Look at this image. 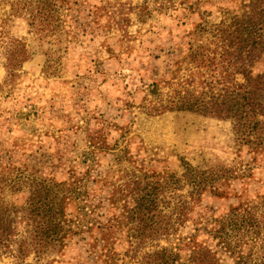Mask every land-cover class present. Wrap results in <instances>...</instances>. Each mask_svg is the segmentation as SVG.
<instances>
[{
	"label": "rangeland",
	"instance_id": "obj_1",
	"mask_svg": "<svg viewBox=\"0 0 264 264\" xmlns=\"http://www.w3.org/2000/svg\"><path fill=\"white\" fill-rule=\"evenodd\" d=\"M56 1V26L37 33L28 9L19 13L12 5L35 0H0V205L19 209L39 180L73 183L61 188L71 189L65 219L73 234L59 252L30 254L25 263L138 264L160 247L176 253L179 239L190 237L219 264H234L219 244L220 231L234 257H264V151L249 152L227 119L147 110L173 96L189 73L188 43L204 44L214 25L241 12L242 0ZM198 27L205 28L200 37L192 33ZM6 37L19 39L27 53L11 79L4 68ZM253 70L264 71V53ZM152 83L157 91L150 95ZM186 166L226 178L210 182L195 203ZM133 179L161 183L158 207L172 227L136 244L119 224L113 250L102 251L99 227L122 203L115 208L107 196L112 186L130 191L125 183ZM181 199L190 207L178 225L173 211ZM234 214L242 220L239 229L230 222ZM246 216L257 235L243 225ZM185 254L181 250L180 259ZM11 262L0 257V264Z\"/></svg>",
	"mask_w": 264,
	"mask_h": 264
},
{
	"label": "trees",
	"instance_id": "obj_2",
	"mask_svg": "<svg viewBox=\"0 0 264 264\" xmlns=\"http://www.w3.org/2000/svg\"><path fill=\"white\" fill-rule=\"evenodd\" d=\"M12 5L19 13L28 9L26 19L37 33L47 30L51 25L53 28L56 26L52 22H55L60 9L56 0H35L32 6L24 2ZM204 30V27H198L192 33L200 37ZM2 43L4 68L6 76L11 79L27 53L23 43L17 38L6 37ZM187 51L189 67L186 70L189 73L177 82V88L173 92L175 94L169 95L166 101H154L147 106V110L153 113L188 110L227 119L235 138L246 145L249 152L264 151V71L253 70L264 53V0H242L240 13L214 25L208 31L204 44L193 46L188 43ZM195 83L200 89H196ZM156 91L157 85L152 83L148 92L153 95ZM184 169V176L194 190L189 192V198L195 203L210 182L222 177L211 174L208 178L203 175L205 171L198 173L187 166ZM141 182L133 179L125 183L130 191L112 186L107 196L108 203L115 208L121 201L122 203L119 213L109 217L104 227H99L102 251L113 250V228H118L119 224L126 228L127 237L137 240L136 244L168 234L172 227L168 222L170 215L163 214L158 207L161 183L157 180L145 184ZM72 184L39 180L32 185L19 209L0 205V257L6 254L12 258L11 264H27L24 260L30 254L37 258L62 249L66 236L73 233L71 225L66 224L68 220L65 219L66 198L70 196L71 189L62 192L61 188H71ZM189 205V201L181 199L174 208L178 225L187 219ZM84 209L87 210L86 207ZM17 212L21 214L19 221H16ZM229 219L234 228L239 229L242 220L239 221L238 215H231ZM243 220L244 226H252L253 234L259 233L251 218L248 220L246 216ZM20 221L25 222L23 231L19 233L17 225ZM223 229L222 225L221 230ZM219 233V244L230 251L234 264H264V257H259L258 261L246 260L240 255L234 257L226 235L223 231ZM177 245L176 253L160 247L146 253L138 264H219L213 252L204 244L192 241L190 237L179 239ZM181 250L186 251L182 259L179 256Z\"/></svg>",
	"mask_w": 264,
	"mask_h": 264
}]
</instances>
